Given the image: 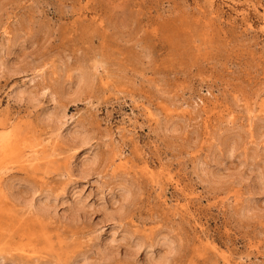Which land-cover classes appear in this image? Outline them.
<instances>
[{"label":"rangeland","instance_id":"obj_1","mask_svg":"<svg viewBox=\"0 0 264 264\" xmlns=\"http://www.w3.org/2000/svg\"><path fill=\"white\" fill-rule=\"evenodd\" d=\"M0 62V264H264V0H0Z\"/></svg>","mask_w":264,"mask_h":264},{"label":"bare ground","instance_id":"obj_2","mask_svg":"<svg viewBox=\"0 0 264 264\" xmlns=\"http://www.w3.org/2000/svg\"><path fill=\"white\" fill-rule=\"evenodd\" d=\"M2 62V61H1ZM0 62V63H1ZM2 67V66H1ZM17 94H18V96H22L23 94H25L30 100L32 99V100H34L35 99V95L33 96L29 91H25V90H18L17 91ZM57 110V109H56ZM55 110V111H56ZM55 111H50V112H47V119L49 118V120H52V122L55 124V122H57V124H59V121H60V119H61V117H62V112L60 111V110H57L56 112ZM55 121V122H54ZM55 125V126H57L58 127V125ZM60 125V124H59ZM59 128V127H58ZM75 128V127H74ZM74 128H72V130L74 129ZM76 129V128H75ZM78 129V128H77ZM68 131V130H67ZM70 131V130H69ZM74 132H70V134L71 135H73V137H74V139H75V141L78 143V144H83V143H85L86 144V136L84 135H82V134H79V131H77V130H73ZM66 134H69V132L68 133H66ZM69 137V136H68ZM72 137V138H73ZM13 141L9 138V137H6L5 138V140L4 141H0V152H3V151H5V150H7L9 153H13L14 151H15V148H14V146H15V144L14 143H12ZM3 157V156H2ZM83 168V167H82ZM81 169V168H80ZM80 172L81 171H83L82 169L81 170H79ZM82 173V172H81ZM87 173V172H86ZM31 198V197H30ZM43 199V198H42ZM23 200H25V199H23ZM29 200V199H28ZM32 200H34V199H32ZM41 200V199H40ZM40 200H36L37 202H40ZM45 200V201H44ZM26 201H27V199H26ZM31 201V200H30ZM30 201H28V202H30ZM42 201V200H41ZM44 201V202H43ZM43 203L45 204H47V202H46V197H45V199H43ZM32 202V201H31ZM35 202V201H34ZM43 203H42V205H39V206H41V207H43L44 208V206H45V210H49V208H50V206H48V205H44L43 206ZM31 204H33V202L31 203ZM77 205V204H76ZM76 205H75V207H76ZM37 206H38V203H37ZM38 206V207H39ZM52 206H53V204H52ZM51 206V207H52ZM81 207V206H80ZM48 208V209H47ZM52 208H55V207H52ZM77 209V208H76ZM78 209H80L79 207H78ZM77 209V210H78ZM54 210V209H53ZM81 210V209H80ZM74 211H75V208H74ZM74 213V212H73ZM77 213V212H76ZM75 214V213H74ZM105 214H107L106 212H105ZM107 216H108V214H107ZM113 240H114V237L112 238ZM112 240V241H113ZM116 240V239H115ZM112 241H110V242H112ZM116 242V241H115ZM166 242V241H165ZM105 244V243H104ZM107 244V243H106ZM137 244V243H136ZM109 245V244H108ZM108 245H107V247H108ZM107 247H105L106 249H107ZM136 247H138V245L136 246L135 245V247H134V249L133 250H130V251H132V253L135 255V251H136ZM107 250H109V248L107 249ZM129 250V249H128ZM135 250V251H134ZM129 251V252H130ZM134 251V252H133ZM128 253V252H127ZM149 255H150V252H149ZM147 257V256H146ZM151 257V256H150ZM151 259V258H150ZM149 259H147V261H148ZM150 262V261H149ZM147 263V262H146Z\"/></svg>","mask_w":264,"mask_h":264}]
</instances>
